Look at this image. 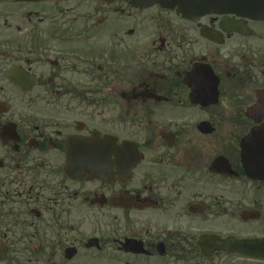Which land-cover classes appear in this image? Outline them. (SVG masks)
I'll return each mask as SVG.
<instances>
[{
	"label": "flooded vegetation",
	"instance_id": "af4514ba",
	"mask_svg": "<svg viewBox=\"0 0 264 264\" xmlns=\"http://www.w3.org/2000/svg\"><path fill=\"white\" fill-rule=\"evenodd\" d=\"M174 2L0 0V264H264V11Z\"/></svg>",
	"mask_w": 264,
	"mask_h": 264
},
{
	"label": "rangeland",
	"instance_id": "374dc122",
	"mask_svg": "<svg viewBox=\"0 0 264 264\" xmlns=\"http://www.w3.org/2000/svg\"><path fill=\"white\" fill-rule=\"evenodd\" d=\"M233 223H234L233 221L228 220V221H224V222L220 223V225H221L222 227H229V226L232 225Z\"/></svg>",
	"mask_w": 264,
	"mask_h": 264
}]
</instances>
